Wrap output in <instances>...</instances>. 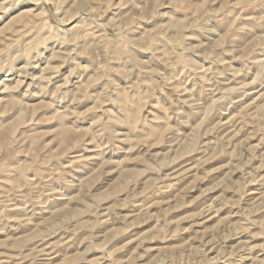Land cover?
<instances>
[{
  "label": "rangeland",
  "instance_id": "obj_1",
  "mask_svg": "<svg viewBox=\"0 0 264 264\" xmlns=\"http://www.w3.org/2000/svg\"><path fill=\"white\" fill-rule=\"evenodd\" d=\"M0 264H264V0H0Z\"/></svg>",
  "mask_w": 264,
  "mask_h": 264
}]
</instances>
